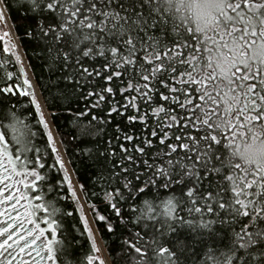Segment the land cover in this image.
Returning <instances> with one entry per match:
<instances>
[{"label":"snow or ice","instance_id":"snow-or-ice-1","mask_svg":"<svg viewBox=\"0 0 264 264\" xmlns=\"http://www.w3.org/2000/svg\"><path fill=\"white\" fill-rule=\"evenodd\" d=\"M14 3L47 69L50 106L56 109L50 115L66 112L78 130L73 139L101 182L93 195H102L116 222L90 204L94 221L111 234L117 224L128 231L123 264H264V162L233 158L241 140L264 143V0ZM12 10L13 0H0V25H7ZM21 75L23 84L13 85L7 72L0 87V264H58L73 243L61 235L64 220L75 212L83 229L73 225L72 232L86 233L92 252L99 253L82 207L65 212L56 206L68 199L79 205L78 192L86 189L69 179L60 146L47 131L37 84ZM20 97L35 106L36 131L11 103ZM81 101L85 109L72 107ZM177 104L187 116L173 114ZM105 108L107 119L96 114ZM113 115L127 116L126 127L138 120L145 131L151 128V138L143 136L131 150L121 144L118 157L112 138H105ZM190 129L195 135H185ZM45 135L46 141H36ZM79 137L96 139L84 147ZM53 172L63 177L48 184L47 193H56L48 201L41 187ZM161 189L171 194L161 199ZM153 190L155 197L137 203ZM97 261L105 264L87 255L86 264Z\"/></svg>","mask_w":264,"mask_h":264},{"label":"trees","instance_id":"trees-1","mask_svg":"<svg viewBox=\"0 0 264 264\" xmlns=\"http://www.w3.org/2000/svg\"><path fill=\"white\" fill-rule=\"evenodd\" d=\"M15 3L13 0V10L10 12L11 18L9 19L12 29L15 33V36L17 38L18 44L20 46V49L22 51L26 66L28 67L29 73L31 75V78L33 79V82L37 84V91L39 94V97L41 99V104L44 108V110L47 112L49 124L53 131L55 132L58 143L61 147V153L63 155L64 161L67 162V170L69 179L70 174L72 176V179L79 189L80 185H83L86 189V192H80L82 201L87 209V212L89 213L90 220L92 222V226L94 229V232L98 239L100 240L105 254L109 260L110 264H123L122 256L127 255V249L122 248V240L127 238L128 231L122 230L120 226L117 224V229L115 234H111L107 231L106 226L102 222L94 221V212L89 208L90 204L97 205L99 211L101 214L104 215H110L113 217V222L115 223V217L114 213L111 212L110 208H108L105 204L102 203V195H93V193H99L101 190V182L97 179L96 176V170L89 166V162L85 161L81 157V152L77 147L78 141L76 139H73L74 136H78V130L73 127L71 123V119L67 116V113L64 112L63 114H60L53 118L50 113L56 111L55 107L50 106V102L52 100V94L49 93V80H48V73L47 69L45 67L44 60L37 58V52L34 51L35 45L34 43L28 39V37L25 35L26 31V23L22 22L19 19V13H17L15 10ZM15 25V26H13ZM185 55H187V52H185ZM12 72L13 73V79L11 83L13 85L15 84H23V75H21V72L23 70L18 66V62L15 61V59L12 57L11 54L6 53L4 51H0V87L5 86L6 83V73ZM105 87L110 86L109 84L105 83ZM123 87H126V83L121 85ZM173 86L170 84V87ZM164 94L170 95L167 89H161ZM117 96L116 99L121 101V104L123 103V98L120 96L119 88L116 89ZM17 96H19V93H17ZM47 97V102L45 98ZM190 98V97H189ZM179 102H183L185 97L179 96L177 97ZM95 101V97L92 98L90 103ZM11 103L15 104L16 111L20 119L27 118L29 122L33 125V131L37 130L36 127V120L39 119L38 116L35 115V106L30 104V97H20L19 103L16 102V100H12ZM161 105H152V107H157ZM167 106V105H163ZM72 107L79 108V109H85V104L83 101H81L78 105L73 104ZM173 114L179 113L182 116H187L188 113H181L179 109V105H175ZM150 111V110H149ZM107 108L104 109V111L96 110V114L108 118L107 115ZM134 110H129L128 115H134ZM143 114V110L141 112ZM90 119H84L83 123L87 124L88 120ZM112 123L111 125L105 126L106 128V135L105 138H112L113 144L115 145V151L117 152V155L119 157L120 154V145L122 144L124 147L131 150L134 146V144L139 143L140 140L143 138V136L147 135L149 138H151V128H149L147 131H145V127L142 123H140L138 120L133 122V125L131 127H126L125 123L127 120V116L125 117H118L113 115ZM156 117H152V120L154 121ZM185 121H181L179 123V127L183 128V123ZM7 123V121H5ZM119 125L121 127V132L116 133L115 129L116 126ZM40 131L45 132L46 130L43 129L42 126H40ZM48 131V130H47ZM177 135L180 133L177 132ZM125 135H133L136 137L133 141H126L124 139ZM185 135H195V131L191 130L188 133H185ZM116 136H119V142L116 140ZM10 138V137H9ZM63 138V142L62 141ZM80 140L84 141V147H91V141L96 139L95 137H79ZM46 141L47 136H38L36 138V141ZM54 140V139H53ZM159 137L155 138L154 142L158 143ZM34 141V142H36ZM170 143L175 142L174 136L172 139L169 140ZM184 143H187V140L183 141ZM54 144H56L54 142ZM37 146L40 147L42 150L45 147L43 143H37ZM50 151V149H49ZM34 155V153L30 154ZM51 162V161H49ZM19 171H23L22 169H18ZM30 170V169H29ZM63 177V172L59 173V177L55 172L49 174V181L48 183L44 184L41 187V190L46 193V199L48 201H54L56 199V193H47V187L48 184L55 183L58 178ZM39 184V182H38ZM94 185V186H93ZM65 190L67 189V185L64 186ZM28 195H32V192H26ZM39 194V193H37ZM171 193H168L167 190L161 189L159 196L161 199H164L167 197V195H170ZM157 193L155 190H153L152 193L149 194L147 197H140L137 201L138 204H143L144 199H151L155 197ZM70 196V194H69ZM159 202V201H157ZM131 203V202H129ZM57 207H60L62 210L71 211L75 208L82 207L80 204H76L71 199L68 200H61L56 203ZM135 206V205H133ZM127 205H125V211H127ZM83 212V210H82ZM80 212H75L74 216L72 218H66L64 220V229L65 231L61 233L62 236H66V238L73 240V243L71 247L68 249L67 255L61 258V261H58V264H86V258L87 255L91 254L94 255V252L91 250V241L87 239V234L79 235L78 233H73L72 228L73 225H78L80 230L83 229V224L79 221ZM37 215H40V213H37ZM84 215V213H83ZM41 217V226L46 227V225L42 224ZM138 229H132V232L137 231ZM123 231V236L121 235V232ZM96 264H98L96 262Z\"/></svg>","mask_w":264,"mask_h":264},{"label":"rangeland","instance_id":"rangeland-1","mask_svg":"<svg viewBox=\"0 0 264 264\" xmlns=\"http://www.w3.org/2000/svg\"><path fill=\"white\" fill-rule=\"evenodd\" d=\"M4 33H7L8 35L5 36ZM0 43H1V49L0 50L4 51L5 47H9L10 48V51L9 52H6V53H9V54L12 55V52L13 51L16 52V55H18L19 58H20L19 59V62H18V66L23 70V73H25L33 81V79L31 78V75L29 73L28 67L26 66V63H25V60H24L22 51L20 49V46H19L18 41H17V38L15 36V33H14L13 29H12V26H11V23H10L9 20L7 21V25H0ZM12 57L16 61V57L13 56V55H12ZM35 91H36L37 100L41 104V99L39 97L37 88L35 89ZM41 106H42V104H41ZM42 109H43V112H44L45 119H46V121L49 124L47 112L44 110L43 106H42ZM48 131L51 132V134L53 136V139H54V142L59 145L58 138H57L55 132L53 131V129L51 128L50 124H49ZM60 151H61V147H60ZM70 178H71L72 183L75 185V183H74V181L72 179L71 174H70ZM20 187L22 188L23 186L20 185ZM78 195L80 197V205L82 206V210H83L85 219H87L89 221L90 226L93 228L92 222L90 220L89 213L87 212V209H86V207H85V205H84V203L82 201L80 192H78ZM22 203H23V201H22ZM5 219H7V217H5ZM2 226H3V224H0V227H2ZM25 227L27 228V227H29V225L26 224ZM93 238H94V240L96 242V246L100 249V252L99 253H94V255H98L100 257V259H103L105 261V264H110L109 263V260H108V258L106 256V254H105L104 248H103L100 240L96 236L95 232H94V237ZM25 258L27 259V257H25ZM97 263L99 264L98 261H97Z\"/></svg>","mask_w":264,"mask_h":264},{"label":"clouds","instance_id":"clouds-1","mask_svg":"<svg viewBox=\"0 0 264 264\" xmlns=\"http://www.w3.org/2000/svg\"><path fill=\"white\" fill-rule=\"evenodd\" d=\"M239 152L233 157L241 164H245L249 161L264 162V143L259 140L253 141L249 138L247 141H239Z\"/></svg>","mask_w":264,"mask_h":264},{"label":"flooded vegetation","instance_id":"flooded-vegetation-1","mask_svg":"<svg viewBox=\"0 0 264 264\" xmlns=\"http://www.w3.org/2000/svg\"><path fill=\"white\" fill-rule=\"evenodd\" d=\"M0 49H1V43H0ZM1 51V50H0Z\"/></svg>","mask_w":264,"mask_h":264}]
</instances>
